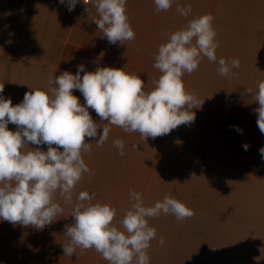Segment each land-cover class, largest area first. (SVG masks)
Returning <instances> with one entry per match:
<instances>
[{
    "label": "crops",
    "instance_id": "1",
    "mask_svg": "<svg viewBox=\"0 0 264 264\" xmlns=\"http://www.w3.org/2000/svg\"><path fill=\"white\" fill-rule=\"evenodd\" d=\"M178 4H190L191 12L181 15ZM125 11L135 36L122 44L109 43L93 21L98 13L92 0H78L71 11L58 0H0L2 94L16 104L25 91H47L53 77L64 70L75 73L81 63L89 71L110 66L135 72L146 90L151 89L159 75L153 67L157 46L189 19L211 13L215 54L239 58V66L231 69L235 74L221 75L217 61L207 57L192 72H184L185 89L203 102L191 109L193 121L166 134L143 139L138 132L110 125L102 144L85 137L91 142L82 152L89 171L74 185L73 201L79 191H88L92 202L116 208L112 223L122 229L118 221L130 206L129 189L140 192L146 205L168 194L193 215L178 220L161 212L147 218L156 229L146 249L148 264H264V160L259 153L264 133L253 111L258 107L257 82L264 80V0H172L160 11L153 0H125ZM89 112L100 121L90 107ZM7 127L17 126L10 122ZM114 137L124 142L122 154L112 143ZM242 143H248L247 150ZM28 146L46 150L44 144ZM54 199L64 210L42 229L0 220V262L109 264L94 248L77 247L64 255L62 245L69 238L63 226L73 222L72 204L58 193Z\"/></svg>",
    "mask_w": 264,
    "mask_h": 264
},
{
    "label": "clouds",
    "instance_id": "2",
    "mask_svg": "<svg viewBox=\"0 0 264 264\" xmlns=\"http://www.w3.org/2000/svg\"><path fill=\"white\" fill-rule=\"evenodd\" d=\"M58 2L71 11L78 0ZM92 3L98 13L93 21L109 43L122 44L134 38L125 0H92ZM153 3L156 11L167 10L172 0H153ZM177 11L187 16L191 5L178 4ZM211 21V13L194 16L186 26L168 33L167 39L157 46L153 67L159 70V75L148 90L135 72L110 66H97L89 71L83 63L77 65L75 73L64 70L53 77L47 91L40 88L25 91L16 104L11 97L5 98L0 85V182H3L0 183V220L42 229L64 210L54 199L58 193L64 203L72 204L73 222L63 226L64 235L69 238L62 245L64 255H71L77 247L94 248L109 264H148L146 249L156 229L148 224L147 218L164 212L179 220L193 215V210L168 194L146 205L140 192L129 189L131 203L118 221L120 229L112 223L117 212L114 206L92 202L93 195L86 190L75 194L74 202L73 187L89 171L82 152L90 149L91 142H86L85 137L102 144L110 125H116L127 132H138L143 139L155 138L181 123L193 121L195 112L191 109L203 100L185 89L182 74L192 72L202 57L217 61V72L229 78L235 74L231 69L239 66V58H217ZM256 87L258 107L253 111L257 113L259 130L264 133V80L258 81ZM72 89L82 94L83 103ZM246 91L250 93L251 89ZM89 107L100 121L106 122L94 121ZM10 122L16 129L7 127ZM231 127L243 131L238 125ZM29 142L44 144L46 150L30 148ZM112 143L122 154V138L114 137ZM25 145L29 150H23ZM242 147L247 150L249 145L242 143ZM259 153L264 160V146L259 148ZM159 242L163 243V237Z\"/></svg>",
    "mask_w": 264,
    "mask_h": 264
},
{
    "label": "built area",
    "instance_id": "3",
    "mask_svg": "<svg viewBox=\"0 0 264 264\" xmlns=\"http://www.w3.org/2000/svg\"><path fill=\"white\" fill-rule=\"evenodd\" d=\"M89 0H85V2H88ZM80 101V103H83L84 102V98L82 95H76Z\"/></svg>",
    "mask_w": 264,
    "mask_h": 264
}]
</instances>
